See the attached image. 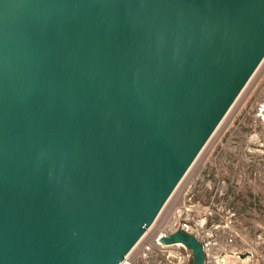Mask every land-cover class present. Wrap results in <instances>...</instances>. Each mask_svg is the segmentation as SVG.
Returning a JSON list of instances; mask_svg holds the SVG:
<instances>
[{"label":"water","instance_id":"obj_1","mask_svg":"<svg viewBox=\"0 0 264 264\" xmlns=\"http://www.w3.org/2000/svg\"><path fill=\"white\" fill-rule=\"evenodd\" d=\"M263 58L264 0H0V264L124 262Z\"/></svg>","mask_w":264,"mask_h":264},{"label":"rangeland","instance_id":"obj_2","mask_svg":"<svg viewBox=\"0 0 264 264\" xmlns=\"http://www.w3.org/2000/svg\"><path fill=\"white\" fill-rule=\"evenodd\" d=\"M247 83L231 106L226 126L196 166L184 174L175 195L172 197L176 188L156 218L157 226L167 222L182 203L197 217L207 214L209 224H220L215 229L218 234L234 237L232 248L237 253L226 264H264V122L258 115L264 102V58ZM239 172L242 179L237 184L234 177ZM219 177L226 181L222 194L214 192ZM185 190L190 194L184 196ZM212 201L216 204L204 207ZM138 249L133 247L126 262L120 264H156L151 258H142ZM240 252L251 253L242 257ZM185 264H194L193 257Z\"/></svg>","mask_w":264,"mask_h":264},{"label":"built area","instance_id":"obj_3","mask_svg":"<svg viewBox=\"0 0 264 264\" xmlns=\"http://www.w3.org/2000/svg\"><path fill=\"white\" fill-rule=\"evenodd\" d=\"M258 115L264 122V102L259 106ZM189 194V191H184V196ZM206 215L197 217L192 213L191 208L182 203L175 209L174 216L167 222L161 221L158 226L156 225L159 219L157 216L145 232L147 236L141 238L138 243L139 255L145 259L151 258L156 264H185L193 257L189 247L182 242L163 243L161 241L162 237L181 230L194 234L202 243L206 253L205 264H226L228 257L237 253V250L232 248L234 237L232 234L225 237L218 234L215 229L220 224H209Z\"/></svg>","mask_w":264,"mask_h":264},{"label":"bare ground","instance_id":"obj_4","mask_svg":"<svg viewBox=\"0 0 264 264\" xmlns=\"http://www.w3.org/2000/svg\"><path fill=\"white\" fill-rule=\"evenodd\" d=\"M248 84V83H247ZM241 96V95H240ZM239 96V97H240ZM239 100V99H238ZM237 101V100H236ZM233 105V104H232ZM231 105V106H232ZM233 107V106H232ZM232 107H230L229 108V110L227 111V113L225 114V116L223 117V119L221 120V122L219 123V125L217 126V129L216 130H214V134L212 135V137L210 138V139H208L209 141L208 142H206L207 144L203 147V149H202V151H201V153L199 154V156L197 157V159L195 160V162H194V164L191 166V168L189 169V171L188 172H186L187 174H189V172L196 166V164H197V162L199 161V159H200V156L202 155V154H204L206 151H207V149H208V146H209V144L212 142V140L220 133V131L221 130H223V128L226 126V124L228 123V121H229V116H231L230 115V112H231V110H233L232 109ZM202 158V157H201ZM181 183H179V185H180ZM178 185V186H179ZM177 186V187H178ZM177 187H176V189H175V191H174V193H173V195H172V197L175 195V193H176V191H177ZM171 197V198H172ZM170 198V197H169ZM170 200H168V202H169ZM167 202V203H168ZM147 236V233H144L143 234V236L141 237V238H145ZM141 238L139 239V241L141 240ZM139 241L135 244V246L134 247H137L138 246V243H139ZM130 254V253H129ZM128 256V255H127ZM127 259V258H126ZM126 259H125V261L123 262V263H125L126 262Z\"/></svg>","mask_w":264,"mask_h":264},{"label":"crops","instance_id":"obj_5","mask_svg":"<svg viewBox=\"0 0 264 264\" xmlns=\"http://www.w3.org/2000/svg\"><path fill=\"white\" fill-rule=\"evenodd\" d=\"M241 179H242V173L239 172L235 175L234 180L237 184H240ZM225 184H226V181L222 177H219L217 183L214 184L215 185L214 192L217 194H222L223 191L225 190ZM211 204L213 205L216 203H213V201H212L211 203L204 204V206L210 207ZM217 205H219V204L217 203Z\"/></svg>","mask_w":264,"mask_h":264}]
</instances>
